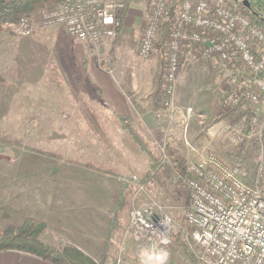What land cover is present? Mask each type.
<instances>
[{"label":"rangeland","instance_id":"1","mask_svg":"<svg viewBox=\"0 0 264 264\" xmlns=\"http://www.w3.org/2000/svg\"><path fill=\"white\" fill-rule=\"evenodd\" d=\"M246 1L264 17L262 4ZM146 2L149 12L152 0ZM54 4L35 10L30 16L35 26L41 11ZM138 41L135 48L115 40L107 49L88 47L89 56L84 59L79 40L66 34L62 26H39L26 36L9 28L0 34V229L33 216L45 222L40 238L46 243L75 245L97 262L142 264L143 260L151 264L145 254L158 244L130 236L127 228L132 204L153 200L163 206L172 223L164 264H202L186 232L187 189L177 178L169 154L188 160L213 151L252 168L264 141L258 125L248 135L243 132L249 124L244 120V107L231 103L234 83L218 72L211 58L182 62L172 104L160 110L156 121L145 116L142 122L135 113L127 117L108 109L107 99L113 98V92H127L128 79L140 82L152 76L156 81L154 106L160 104L164 55L156 57L154 71L136 54ZM158 48L164 53L161 44ZM188 108L186 118L181 114ZM85 109L98 119L103 137L89 128ZM167 111L173 115H163ZM121 117L161 154L158 167L134 133L123 126ZM165 119H170L176 133L179 130L182 141L177 140V145L164 138ZM233 128H239L243 136L235 138ZM70 159L100 161L114 172L86 168ZM141 183L144 189L135 195ZM124 186L131 191L130 200L119 205L117 220L112 222Z\"/></svg>","mask_w":264,"mask_h":264},{"label":"built area","instance_id":"2","mask_svg":"<svg viewBox=\"0 0 264 264\" xmlns=\"http://www.w3.org/2000/svg\"><path fill=\"white\" fill-rule=\"evenodd\" d=\"M120 0H62L40 13L35 26L30 17L9 23L13 32L26 36L41 27L62 26L78 40L98 44L116 35ZM176 8V11L174 9ZM173 16L170 26V12ZM257 18L258 12H251ZM237 0H152L136 54L148 58L156 45L164 48L161 108L172 104L175 81L187 58L214 59L218 72L234 83L231 103L241 105L251 128L264 129V24L253 23ZM167 31V33L164 32ZM191 109L186 110L188 117ZM172 112V111H171ZM243 136L239 128L231 131ZM246 134L245 131H243ZM241 134V135H240ZM262 140V139H261ZM187 189L184 221L195 255L202 264H264V146L257 150L252 168L220 154L199 153L185 162ZM144 189L141 183L135 195ZM167 218L168 226L163 222ZM128 233L146 237L158 247L146 258L166 256L172 223L161 204L151 200L132 204ZM149 260V259H148Z\"/></svg>","mask_w":264,"mask_h":264},{"label":"trees","instance_id":"3","mask_svg":"<svg viewBox=\"0 0 264 264\" xmlns=\"http://www.w3.org/2000/svg\"><path fill=\"white\" fill-rule=\"evenodd\" d=\"M60 1L62 0H0V32H3L7 28L11 29L8 24L18 22L21 17H30L38 8ZM254 1H257L264 6V0ZM241 5L249 14H251L250 8H245L243 2H241ZM172 16L173 12L171 10L169 20L165 24L166 26H170V20L172 19ZM251 20L253 23L264 24V19L257 18L254 14H251ZM119 30L120 22L118 21L115 36H117ZM164 32L167 33L166 30H164ZM81 106L86 108L84 104H82ZM85 110V115L88 121L89 128L92 131H95L98 137H103L102 126L101 124H98V119L95 118L96 116L92 111L89 110V112L88 109ZM246 114L248 113L246 112ZM121 118L124 120L123 126L126 127L128 131L134 133V137L136 138V140H138L140 142V145L145 148L148 153L153 157V165L158 167L162 161L161 154L157 152L155 153L153 147L136 133L137 130L130 123V121L127 120V118ZM248 124V128L245 129L246 134L250 133L251 126L249 121ZM261 139L262 141H264V129L261 133ZM52 153H54L58 158L61 156L60 152ZM68 161L100 172H114V170L110 166H108L106 163H100V161L84 162L78 161L77 159H70ZM169 161L172 164L173 170L181 178L186 176V160L184 158L173 155L171 153L169 154ZM147 176H149V172L144 175V180ZM124 185H126V183ZM130 195V189L124 186L119 198H117L119 202L115 209L116 213L112 218V222L117 220V212L120 208L119 205L121 206V203L126 204L127 201L129 202ZM44 226L45 222L43 220L33 216H27L18 225H9L3 229H0V250L13 249L17 251L27 252L39 257L40 259L46 261L49 264H107V260H100L99 262H97L95 259L85 254L80 248L75 245L55 246L46 243L40 238V234L42 233Z\"/></svg>","mask_w":264,"mask_h":264},{"label":"crops","instance_id":"4","mask_svg":"<svg viewBox=\"0 0 264 264\" xmlns=\"http://www.w3.org/2000/svg\"><path fill=\"white\" fill-rule=\"evenodd\" d=\"M121 6L116 11V21L120 22V30L114 38H104L101 42H99L96 45L91 44L87 41H81L77 42L78 45L82 46L84 50L83 57L86 59L89 56V52L86 51L85 48H97V49H107L108 46L115 40L119 43H131V48H135L134 44L138 38L141 36V31L143 28V25L145 23V20L148 16V9L146 7V1L147 0H120ZM65 31V30H64ZM3 32H0L2 34ZM66 33V31H65ZM67 34V33H66ZM162 53L160 49L158 48V45L155 46L152 54L145 58V65H149L151 69L155 71L158 67L157 58L161 59ZM82 57V58H83ZM78 60V58L76 57ZM105 72L107 71V66L104 65L102 67ZM147 69V68H146ZM148 70H146V73ZM143 77V81H136L133 79L127 80V92L121 95H118L113 92V98L109 97L107 99V103L109 104V107H107L110 110L115 111L118 115H123L127 117H132L133 113H135L138 116V119L143 122V118L146 117H152L155 119H159V113L162 108L159 104L157 108L154 106V91H155V78L152 76L151 78ZM138 82V83H137ZM120 108V110H119ZM159 108V109H158ZM164 112V111H163ZM163 114V113H162ZM167 116H172L173 114L167 111L165 114ZM170 119L167 121L165 119V122L163 120L164 126V138L165 140L169 141L170 143L177 145V140H180L182 137L178 136L177 133L174 131L175 128L170 124ZM154 122V121H153ZM162 123V124H163ZM154 128L158 129V125L156 122H154ZM161 125V122L159 124V127ZM160 131V129H159ZM175 132V134H173ZM181 132V130H180ZM182 133V132H181ZM182 141V140H180ZM187 145L188 139L184 140ZM167 143V142H166ZM190 146V145H189ZM186 152V155H193L194 153H190L188 150H184ZM190 159V158H189ZM0 264H49L46 261L40 259L39 257L22 251L17 250H0Z\"/></svg>","mask_w":264,"mask_h":264},{"label":"clouds","instance_id":"5","mask_svg":"<svg viewBox=\"0 0 264 264\" xmlns=\"http://www.w3.org/2000/svg\"><path fill=\"white\" fill-rule=\"evenodd\" d=\"M163 222L168 226L167 218H165ZM148 259L151 261V264H164V260L166 259V256L163 255L154 256V257L150 256L148 257ZM142 264H144L143 260H142Z\"/></svg>","mask_w":264,"mask_h":264},{"label":"flooded vegetation","instance_id":"6","mask_svg":"<svg viewBox=\"0 0 264 264\" xmlns=\"http://www.w3.org/2000/svg\"><path fill=\"white\" fill-rule=\"evenodd\" d=\"M243 5H244L245 8H246V7L249 8V7L251 6V3H248V2H247V4L245 5V4H244V1H243ZM250 11H251V12H255V13L257 12L255 8H250Z\"/></svg>","mask_w":264,"mask_h":264},{"label":"water","instance_id":"7","mask_svg":"<svg viewBox=\"0 0 264 264\" xmlns=\"http://www.w3.org/2000/svg\"><path fill=\"white\" fill-rule=\"evenodd\" d=\"M244 4H245V5L247 4V1H246V0L244 1Z\"/></svg>","mask_w":264,"mask_h":264}]
</instances>
